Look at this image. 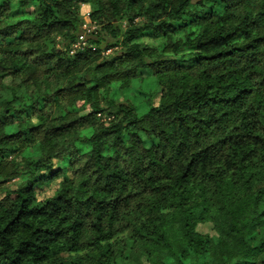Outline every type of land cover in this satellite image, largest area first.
<instances>
[{"label":"trees","instance_id":"obj_1","mask_svg":"<svg viewBox=\"0 0 264 264\" xmlns=\"http://www.w3.org/2000/svg\"><path fill=\"white\" fill-rule=\"evenodd\" d=\"M263 117L264 0H0V264H264Z\"/></svg>","mask_w":264,"mask_h":264},{"label":"rangeland","instance_id":"obj_2","mask_svg":"<svg viewBox=\"0 0 264 264\" xmlns=\"http://www.w3.org/2000/svg\"><path fill=\"white\" fill-rule=\"evenodd\" d=\"M80 16L82 21V25L84 29H91L93 28L90 18H89V12H90V8L88 5L86 4H81L80 5ZM78 46V44H75L73 46L74 49H76V47ZM74 52V51H72ZM155 80L153 78V76H146L143 79H135L134 80V85L139 86V89H141L144 92H154L156 89V84L154 83ZM135 101V100H134ZM136 102V101H135ZM146 104L141 103V108L139 109V114H143L146 111ZM104 116V115H102ZM263 122H264V117H263ZM197 230L202 233V234H209L212 235L213 231L211 229L210 224H201L197 227Z\"/></svg>","mask_w":264,"mask_h":264},{"label":"built area","instance_id":"obj_3","mask_svg":"<svg viewBox=\"0 0 264 264\" xmlns=\"http://www.w3.org/2000/svg\"><path fill=\"white\" fill-rule=\"evenodd\" d=\"M80 40H82V37H80Z\"/></svg>","mask_w":264,"mask_h":264}]
</instances>
